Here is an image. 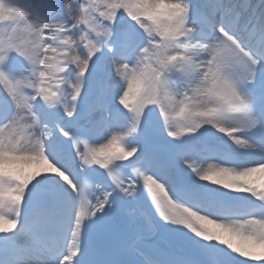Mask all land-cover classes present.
Wrapping results in <instances>:
<instances>
[{
  "label": "snow or ice",
  "instance_id": "6c2138e0",
  "mask_svg": "<svg viewBox=\"0 0 264 264\" xmlns=\"http://www.w3.org/2000/svg\"><path fill=\"white\" fill-rule=\"evenodd\" d=\"M0 264H264V0H0Z\"/></svg>",
  "mask_w": 264,
  "mask_h": 264
}]
</instances>
